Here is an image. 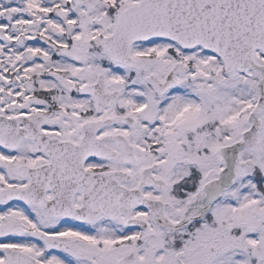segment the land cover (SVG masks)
Returning <instances> with one entry per match:
<instances>
[{
	"label": "snow or ice",
	"instance_id": "obj_1",
	"mask_svg": "<svg viewBox=\"0 0 264 264\" xmlns=\"http://www.w3.org/2000/svg\"><path fill=\"white\" fill-rule=\"evenodd\" d=\"M0 264H264V0H0Z\"/></svg>",
	"mask_w": 264,
	"mask_h": 264
}]
</instances>
